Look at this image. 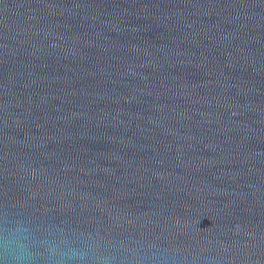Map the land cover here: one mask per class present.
Listing matches in <instances>:
<instances>
[{
  "label": "water",
  "instance_id": "95a60500",
  "mask_svg": "<svg viewBox=\"0 0 264 264\" xmlns=\"http://www.w3.org/2000/svg\"><path fill=\"white\" fill-rule=\"evenodd\" d=\"M19 227L37 264H264V0H0Z\"/></svg>",
  "mask_w": 264,
  "mask_h": 264
},
{
  "label": "clouds",
  "instance_id": "9594fccd",
  "mask_svg": "<svg viewBox=\"0 0 264 264\" xmlns=\"http://www.w3.org/2000/svg\"><path fill=\"white\" fill-rule=\"evenodd\" d=\"M0 252L10 260V264H37L38 254L32 247V236L24 227L0 236ZM46 252L47 264H84L88 259L84 251L56 239L47 242ZM153 259L167 264L169 257L157 256Z\"/></svg>",
  "mask_w": 264,
  "mask_h": 264
}]
</instances>
